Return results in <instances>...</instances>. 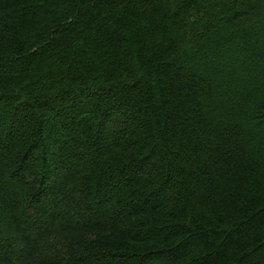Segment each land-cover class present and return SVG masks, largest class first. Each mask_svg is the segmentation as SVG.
Masks as SVG:
<instances>
[{"label": "trees", "instance_id": "trees-1", "mask_svg": "<svg viewBox=\"0 0 264 264\" xmlns=\"http://www.w3.org/2000/svg\"><path fill=\"white\" fill-rule=\"evenodd\" d=\"M0 264H264V0H0Z\"/></svg>", "mask_w": 264, "mask_h": 264}]
</instances>
